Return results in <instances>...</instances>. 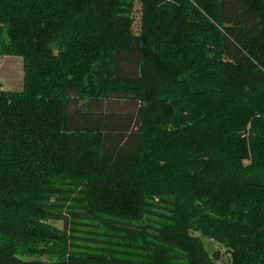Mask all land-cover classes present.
Listing matches in <instances>:
<instances>
[{"label": "trees", "instance_id": "1", "mask_svg": "<svg viewBox=\"0 0 264 264\" xmlns=\"http://www.w3.org/2000/svg\"><path fill=\"white\" fill-rule=\"evenodd\" d=\"M0 57V264H264V0H0Z\"/></svg>", "mask_w": 264, "mask_h": 264}, {"label": "rangeland", "instance_id": "2", "mask_svg": "<svg viewBox=\"0 0 264 264\" xmlns=\"http://www.w3.org/2000/svg\"><path fill=\"white\" fill-rule=\"evenodd\" d=\"M139 4L136 6L134 15V31L138 32L139 28ZM23 60L15 57H0V87L2 91L6 92H20L23 90ZM51 224L57 229H65L64 221H53ZM195 236L202 239L205 248L210 255L219 256L215 260L214 264H232L231 256L227 253L226 249L219 243L212 239H208L194 234Z\"/></svg>", "mask_w": 264, "mask_h": 264}]
</instances>
